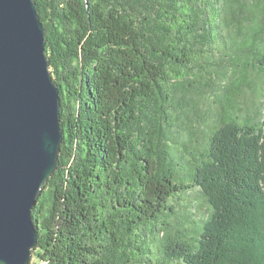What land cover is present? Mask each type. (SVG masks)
I'll list each match as a JSON object with an SVG mask.
<instances>
[{"label": "trees", "instance_id": "16d2710c", "mask_svg": "<svg viewBox=\"0 0 264 264\" xmlns=\"http://www.w3.org/2000/svg\"><path fill=\"white\" fill-rule=\"evenodd\" d=\"M35 2L64 138L32 210V264H264V118L232 112L188 170L155 115L171 134L181 97L206 83L259 109L264 0ZM195 189L210 206L196 230L176 218Z\"/></svg>", "mask_w": 264, "mask_h": 264}, {"label": "water", "instance_id": "95a60500", "mask_svg": "<svg viewBox=\"0 0 264 264\" xmlns=\"http://www.w3.org/2000/svg\"><path fill=\"white\" fill-rule=\"evenodd\" d=\"M35 0H0V264H31L32 210L58 170L61 91Z\"/></svg>", "mask_w": 264, "mask_h": 264}, {"label": "rangeland", "instance_id": "374dc122", "mask_svg": "<svg viewBox=\"0 0 264 264\" xmlns=\"http://www.w3.org/2000/svg\"><path fill=\"white\" fill-rule=\"evenodd\" d=\"M237 42L244 45L241 40H238ZM237 42H234L235 44L231 41L227 42L229 47L227 51L232 55H237L236 57H240L244 55L243 52L247 50L245 48L247 46L244 45L243 48L238 45ZM247 56L253 57V54L250 53ZM222 58L223 60H226L223 61L222 64L228 65V62H230L229 59H226V57ZM229 67V71L232 72L231 66ZM208 84L209 83H206V85L201 86L196 93H190L187 98L181 97V102L179 101L180 104L177 105V118L176 120H171L173 123L170 125H173L174 127L171 129V134L170 132H167V125L164 126L161 115H159V113L155 114L157 116L156 128L158 130L159 138L162 142L164 141L163 136L165 134L166 137L169 134V136L174 138L176 144L178 143L179 145L178 149L175 150L178 161L184 165L183 168L188 170L191 168L189 165L190 162L202 158V154L205 152V148L208 145L207 141L211 131L225 121L232 112L235 113L234 115L237 114L240 118H249L250 120H257L258 118L263 120L264 118V92L261 90L260 85L257 88L255 97L256 108L259 109L255 111V100L250 93H243L241 98L238 99L239 104L238 106H235V110L230 103V96L228 93H225V95L223 93L220 95H214L212 92L210 94L209 88H212V84L207 87ZM158 107L159 112H162L161 107ZM239 107L242 108L240 109L241 112ZM153 120L154 117L151 116L150 122H153ZM161 146H163V143H161ZM162 157L164 158V155H162ZM185 199L186 201H182L180 204L176 205V218L183 222L181 225H185V223L187 224V222H189L191 229L196 230L202 225L201 222L206 218L210 211V206L199 189L193 190V192ZM186 220L189 221L186 222ZM35 260H37L36 254H33L32 262Z\"/></svg>", "mask_w": 264, "mask_h": 264}]
</instances>
